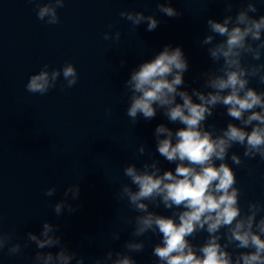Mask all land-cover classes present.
<instances>
[{
    "label": "water",
    "instance_id": "obj_1",
    "mask_svg": "<svg viewBox=\"0 0 264 264\" xmlns=\"http://www.w3.org/2000/svg\"><path fill=\"white\" fill-rule=\"evenodd\" d=\"M37 2L47 0H0V230H14L13 242L22 245L20 255L9 256L7 249L0 252V264H32L38 249L34 243L23 247L26 234H39L46 220L58 225L57 234L84 258V264H93L109 250L124 251L129 239L145 242L142 253L131 254L137 264H153L152 248L160 237L151 232L132 237L134 225L127 224L125 218L138 213L115 196L121 184L129 183L123 173L127 163L142 167L154 157L162 170L174 171L175 164L156 151L153 133L161 123L174 130L182 125L169 123L160 112L151 121L141 116L133 124L126 115L123 85L133 68L171 44L182 47L189 61L182 90L201 89L203 80L198 77L219 65L212 62L208 46H201L200 41L209 34V18L222 21L228 14L225 5L222 0H171V6L182 15L169 18L157 11V3L164 0H65L64 7L57 9L60 23L49 25L37 18ZM243 6L246 0H234L231 14ZM257 8L259 11L251 14L256 18L264 15V0H257ZM121 11L155 14L160 24L151 32L146 31V24L133 28L120 17ZM117 31L121 33L118 42L103 39L105 32L114 36ZM121 60L126 62L123 67ZM66 63L77 69L75 86L61 91L66 84L61 75L56 87L43 96L26 90L30 76L45 64L51 70ZM244 63H264V55L260 61L248 56ZM249 86L264 91L258 78H252ZM177 102H182L179 97ZM108 108L111 115L106 114ZM230 120L226 109L218 106L206 124H215L219 130ZM141 144L146 146L143 156L138 154ZM243 151L235 145L229 152V156L231 152L240 155L243 165L230 159L227 163L237 174L240 206L247 211L249 202L264 204V161L259 156L244 158ZM77 183L79 199L72 200L71 194L68 197L69 203L78 206L77 211L69 214L65 210L57 217L54 204L65 199L64 191ZM53 186L55 195L46 196ZM150 210L171 215L163 205L150 206ZM115 232L121 233L118 241L113 240ZM206 236V232L198 233L192 242L202 244ZM228 250L233 255L243 251Z\"/></svg>",
    "mask_w": 264,
    "mask_h": 264
},
{
    "label": "clouds",
    "instance_id": "obj_2",
    "mask_svg": "<svg viewBox=\"0 0 264 264\" xmlns=\"http://www.w3.org/2000/svg\"><path fill=\"white\" fill-rule=\"evenodd\" d=\"M36 2V0H29ZM224 12L228 13L217 21L209 18V34L200 41L208 46L207 52L218 68L201 73V89L191 92L182 90L184 74L189 70V61L182 47L165 45L150 60L133 68L124 82L123 94L127 96L126 115L136 124L139 117L145 121L154 119L158 112L171 124L182 127L172 129L158 124L154 130L156 151L167 162L175 164L173 170H162L160 161L152 158L142 167L127 163L123 168L129 183L120 185L115 196L117 201L126 200L128 207L138 213L126 217L125 222L134 225L132 237H143L153 233L160 242L152 248L153 264H264V204L249 202L247 211L240 206L241 190L237 187V174L227 163L241 166L244 160L230 150L239 145L244 149L243 157L249 160L257 156L264 161V91L250 87L252 78L264 83V63H244L250 56L260 61L264 55V15L256 18L259 11L257 0H246V6L232 15L234 0H222ZM65 0H47L38 3L37 18L49 25L60 23L58 8L64 7ZM157 11L169 18L182 15L171 6V0L157 3ZM120 17L131 22L133 28L146 24V31H154L160 24L155 14L145 15L142 11H121ZM112 24L108 25L111 29ZM217 36L222 39L217 40ZM121 33L103 34L104 40H120ZM126 62L121 60L120 66ZM63 76L66 84L61 91L78 83V72L74 64L66 63L62 68L45 64L38 73L32 74L25 85L26 90L41 96L55 88ZM177 97L182 102H177ZM195 98V99H194ZM222 106L231 118L226 127L217 130L215 124L206 121L214 110ZM111 115L112 109H106ZM238 121L239 123H233ZM250 129V130H249ZM146 146L141 144L138 154L143 156ZM249 175L252 169H248ZM55 186L46 190V196H54ZM79 199V184L70 185L64 191L65 199L53 206L57 217L65 210L69 214L77 211L68 202ZM161 205L171 210V215H162L152 208ZM259 215V219H257ZM2 222V217H0ZM223 230V231H222ZM58 225L44 221L39 234L27 232L23 247L34 243L36 249L32 264H84V258L70 250L58 235ZM206 232L202 244H194L197 234ZM14 230H0V252L7 249V255L22 253V245L13 242ZM121 233H113L118 241ZM238 251L235 255L228 249ZM58 249L53 252L50 249ZM49 249V251H44ZM124 251L109 250L93 264H137L132 253H142L143 240L129 239Z\"/></svg>",
    "mask_w": 264,
    "mask_h": 264
}]
</instances>
